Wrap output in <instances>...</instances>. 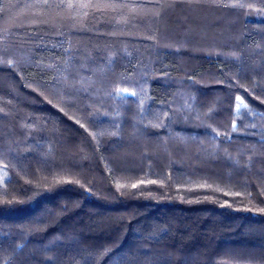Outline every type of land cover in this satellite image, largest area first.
<instances>
[{
	"label": "trees",
	"instance_id": "trees-1",
	"mask_svg": "<svg viewBox=\"0 0 264 264\" xmlns=\"http://www.w3.org/2000/svg\"><path fill=\"white\" fill-rule=\"evenodd\" d=\"M68 2H0V264H264V0Z\"/></svg>",
	"mask_w": 264,
	"mask_h": 264
},
{
	"label": "snow or ice",
	"instance_id": "snow-or-ice-1",
	"mask_svg": "<svg viewBox=\"0 0 264 264\" xmlns=\"http://www.w3.org/2000/svg\"><path fill=\"white\" fill-rule=\"evenodd\" d=\"M2 2V0H0ZM213 2H216V0H213ZM63 3V0H60V3H57V0H37V6L44 7H60ZM126 5V0H75V2H69L67 3L66 7L69 9H78L80 12L86 17L89 14V11L95 13V12H107V11H115L117 8L124 7ZM217 6H234V5H217ZM3 11V8H0V12ZM132 12H137V9L132 8L130 9ZM63 47V44L60 45ZM67 51V49H65ZM124 92H127V89L123 90ZM135 95V93H132ZM237 100H240V97L236 98ZM242 103V102H241ZM241 107V104L237 105V108L239 109ZM243 107H247V105H243ZM235 130V129H234ZM154 183V181H152ZM133 187H136V185H133Z\"/></svg>",
	"mask_w": 264,
	"mask_h": 264
}]
</instances>
